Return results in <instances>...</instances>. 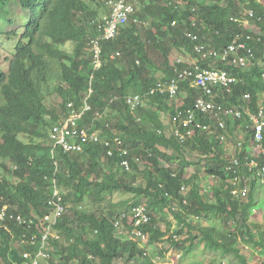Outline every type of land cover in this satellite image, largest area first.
Here are the masks:
<instances>
[{
	"label": "trees",
	"instance_id": "16d2710c",
	"mask_svg": "<svg viewBox=\"0 0 264 264\" xmlns=\"http://www.w3.org/2000/svg\"><path fill=\"white\" fill-rule=\"evenodd\" d=\"M9 1L0 0V6ZM132 1L136 0H129L134 4ZM139 1L138 6L134 4L136 12L129 23L118 30L113 40L101 43V64L93 73L88 103L93 114H106L107 118L91 121L90 113L81 122V126L94 124L102 139L115 135L122 138L128 154L116 153L108 162L103 159L105 148L101 144L81 142V153H69L54 147L49 138L52 127L68 116L67 104L79 108L83 103L92 74L89 41L98 36L94 25L100 14L106 13L105 0H13L12 4L17 3L28 12L29 22L14 53L5 57L4 69L0 67V202L8 205L9 214L42 216L50 212L47 201L53 188L62 193L63 203L69 208L55 227L61 240L50 241L55 259L51 257L48 264H158L155 254L147 248L165 241L182 256L192 254L202 245L208 253L219 257L216 261L202 259L192 264H223L221 259L227 258L248 264L241 247L264 260V232L254 233L250 226L251 213L259 209L258 196L264 189L259 182L261 175L253 171L246 202L234 199L229 184L234 174L224 169L230 159L228 147L220 138L225 132L213 136L198 132L180 143L164 132L161 113L168 109L166 96L149 95L159 81L157 73L161 72L164 80L173 74L169 64L172 50L195 57V45L203 42V36L210 40L211 48L223 49L231 41L232 33L241 31L239 22L230 19L241 18L243 9H251L261 17L257 24L264 34V5L261 0ZM101 9L103 13H99ZM187 31L196 34L198 41L186 37ZM260 40L264 41V37ZM68 43L73 47L70 52L60 49ZM252 46L256 58L261 57L262 45L255 40ZM198 63L202 68L209 66L203 60ZM216 66L239 77L233 93L222 96L228 104L245 108V94H250L255 103L259 93H264L260 66L247 70L224 62ZM177 67L186 68L183 64ZM52 86L61 99L58 110L45 105L46 92ZM188 87V83L182 87L188 92L186 107L197 96ZM131 95L148 96L146 106L139 107L135 114L126 103ZM110 112L115 120L108 117ZM201 121L210 123L207 119ZM226 132L232 133L229 122ZM20 135L26 136L28 142L21 141ZM248 141L247 137L245 143ZM187 152L204 158L205 178L211 180L207 191L198 175H193L188 199L180 193L182 174L189 166ZM125 158L132 163L138 158L147 165L132 174L110 170L115 162ZM238 160L241 166L237 171L246 179L250 173L244 165L249 161L241 156ZM173 163L178 165L177 177L171 175ZM115 193L131 195L132 203L124 201L117 210L118 205L108 202ZM144 199L150 214V222L142 227L146 240L139 243L118 235L113 225L115 219ZM86 205L95 208L88 211ZM165 211L188 230L189 245L179 238L167 237L157 228L155 215ZM211 218H225L234 225L226 227V231L213 226L204 229L202 221ZM8 225L9 230L0 227V264H19L21 253L28 249L20 239L23 234H33L35 228L18 226L14 221Z\"/></svg>",
	"mask_w": 264,
	"mask_h": 264
},
{
	"label": "clouds",
	"instance_id": "9594fccd",
	"mask_svg": "<svg viewBox=\"0 0 264 264\" xmlns=\"http://www.w3.org/2000/svg\"><path fill=\"white\" fill-rule=\"evenodd\" d=\"M253 1L260 2V0H253ZM128 3L131 4L134 9V13L129 17V21H130V18L136 12V8L131 2H129V0H128ZM261 4L264 5L263 0H261ZM106 13H107V10H106ZM256 14H257L256 12L247 8V9H243L241 18L231 17L230 20L239 22L241 31L237 33H232L231 41L223 49L211 48L210 40L206 39L205 36H203L202 38L203 42L195 45V47L197 46L202 47L203 48L202 51L199 53L194 49L193 53L197 55L195 57L188 54L190 57L193 58L194 62L191 64H188L189 66L187 65L185 69L181 70L177 67V64L182 63L181 59L176 58L175 60H172L171 69L173 71V74L169 78H167V80L165 79L166 81L164 79H158L159 80L158 83H156V85L149 91V95L160 94V95L166 96L167 104L169 102V106L171 104L174 105V103H176L177 100L179 99L178 98L179 93L184 91L182 90L184 83H188L189 85L188 88L191 87L196 92L197 96L192 99V102L188 107L185 106V101L188 98V94H187L186 98L181 99L177 106L175 107L170 106L168 111H166V114L161 115V121L164 127V132L166 133L167 136H171V135L174 136L180 143L185 142L187 139H192L193 137L197 135L198 132L206 133L209 136H213L214 133L216 132H219V133L222 131L225 132L224 134L220 135V138L224 142V145L228 147V150L230 152V159L228 160L224 169L226 173L234 174V177L232 180L229 181V184L232 187L231 195L233 196L234 199L238 201H243L248 198L249 191H250L249 185H251V182L253 181V176H252L253 171H256L258 175H261L259 182L261 184H264V182L262 181V173L264 170V93H259V95L256 98L255 103L253 102V99L250 94H245L242 97V102L245 104V108H240L239 106L231 105L232 103L228 104L227 102L223 100L222 96L231 95L233 93V87L237 84L239 77L237 75H234L233 73H231L230 71L226 69L217 67L216 64L218 62H224L228 64L229 66L238 68L239 70H247L251 66L254 67L257 65V66H260V76H261V79L264 80V41L261 42L260 40L262 37H264V35L263 33H259L257 31H251V28L245 22V19H252L256 27H258L257 21H261V17L258 15L256 16ZM194 25H195V22H193V26ZM172 26H174V23L172 24ZM188 33L196 35L192 33L191 31L186 32V34ZM186 37L188 36L186 35ZM197 38L199 39L198 36ZM198 39L194 42H197ZM255 40L258 44L262 45V48H260L261 50H259V52L261 53V57L259 58H256V55L254 52L255 48L252 46V43ZM90 41H89V47H90ZM229 47H231L232 50ZM90 52H91V48H90ZM101 53H102V45H101ZM115 55L111 56V58H113ZM199 60H203L207 62L209 66L207 68H202L198 63ZM183 71H192L197 74L206 72V71L226 72V74L234 80L231 84H229L226 87H218V86L211 85L212 86L211 90L213 92V98L211 101L214 104V112L217 116H220V121L223 123V128H221L220 126H217L216 120L211 118L212 116L209 117L207 114L201 112L199 109L196 108V104L198 100L200 99H203L206 101H210V100H208V98L204 95V93L200 90V88L195 84L194 79L192 77H188L186 79H182L179 81L178 88H177L175 95H171L168 92L167 88L168 86H170L171 81L177 78L178 74ZM95 72L92 71V74H90L89 76V88L85 94V98L83 100L82 105L79 108H75L73 103H68V104H71L72 107L69 108L67 104L69 114L66 118L62 119L60 123L66 120L70 116V114L72 113L77 114L81 112L84 109L85 104H87L90 107V110L86 111L82 115V117H80L76 121V130L78 131L86 130L88 131L89 134L94 133L97 137V141H93V140L85 141L80 138H75L73 141L76 144H79L80 146H81L80 144L81 142H93L95 144L103 145V147L105 148V155L103 156V159L108 160L109 162L111 161V159L114 157L116 153L121 156L128 154V150L123 145L122 138L119 137L118 135H115V137L111 139H102L98 136V132L94 124L90 126H81V122L86 118V116L92 113V110H93L91 105L88 103V98L90 97L92 93L90 86H91V80L94 76L93 73ZM135 96H138L141 99V102L135 108H131V106L127 103V99L129 97H135ZM218 100H222L223 102L219 103ZM147 102H148L147 95H131L126 98V103L130 107V110L132 111V113L134 114H135V111L139 107L146 106ZM227 109H231L234 112H238L239 116L237 115L235 116L233 114L225 115L224 111ZM190 114L192 115V120L190 123L185 125V122L188 120ZM104 117L107 118V115L105 114ZM104 117L98 112L94 114L92 113L91 121H100L101 119L102 121H105ZM198 117H199V120H198ZM202 119L210 120V123L204 124L201 121ZM256 119L258 120V122H256ZM228 122L232 130L231 135H228V133L226 132V125ZM258 123H262V140L260 142H258L255 138V130H256V126L258 125ZM106 127L108 128L109 125L106 124ZM248 132L250 133L249 135H248ZM247 137L249 138V141L246 144L245 140ZM54 147H57V146H54ZM59 148L62 149L61 147ZM247 148L249 151L245 152V149ZM159 149L164 152L162 148H159ZM168 151L171 153L170 150ZM81 152H82V147H81V151L77 153H81ZM239 156H241L242 159H244L245 161L246 160L249 161L247 164L244 165L247 168V170H249V173H250V176L246 179L241 178L240 173H238L239 171H237V170H240L239 168L241 166L238 160ZM124 162L127 163V166L123 164ZM133 162L135 163H132L131 161L125 158L121 162H115L113 164L112 169L110 168V170L114 173L132 174V173H137L143 170V169L140 170L139 167L136 166L138 162H143L146 164L145 161L140 160L138 158H135ZM173 164H176V163H173ZM177 166L178 165L176 164V167L174 169L172 168L173 169V172L171 174L172 177L178 176L179 169H177ZM182 178L184 179L183 176ZM188 179H184V180H188ZM0 180H1V177H0ZM243 190L247 192L245 197H239L238 196L239 194H234V192L243 191ZM186 191L188 193L190 191V188L181 186L180 193L182 194V196H184V192ZM184 197H186V195ZM0 206H5L7 211L9 210V207L6 204L0 203ZM47 206L50 207V212L42 216L33 215L31 217H24L16 213L14 214L7 213V216L5 220L3 221L2 228L5 227L4 229L6 230H9L8 222H13V221L18 226H23L26 228H31V227L35 228V232L33 234L31 235L23 234L27 238H30L31 236H35L36 237L35 245H31L26 240L22 242V240L24 239L23 238L20 239V243L28 247V249H26V251L21 253L22 261L19 264H32L33 260L35 259L37 260V264H42L43 262L48 263L47 261L51 259L52 257V253H51L50 246H49L50 241L51 240H61L60 234L56 231L55 227L58 225L59 220L62 219V217L65 214L68 213L69 206L63 203L62 193L57 188H53L52 196L48 199ZM58 206L62 207V211L57 215ZM139 209L142 210V214L145 217V219L142 216L136 215L137 213L136 210H139ZM165 213L167 212L165 211ZM9 215H13L14 217H20L23 223L18 224L16 222V219L15 218L11 219ZM138 220H140V222L137 224ZM149 222H150V214L147 211V206L144 204H139V205L131 206L129 210L122 212L120 216H118L115 219V222L113 223V225L118 235L120 236L122 235L130 240L141 243L146 240V234H145V231L142 229V227L147 225ZM41 226H42V229H40ZM130 226L133 229L129 230L128 227ZM44 235H46V238H45V241L42 243V237ZM30 247H36V248L30 249ZM40 251L42 254L39 257H36ZM25 254H29V257H25L24 256ZM178 257L181 258L180 255H178Z\"/></svg>",
	"mask_w": 264,
	"mask_h": 264
},
{
	"label": "rangeland",
	"instance_id": "374dc122",
	"mask_svg": "<svg viewBox=\"0 0 264 264\" xmlns=\"http://www.w3.org/2000/svg\"><path fill=\"white\" fill-rule=\"evenodd\" d=\"M136 6L141 3L139 0L132 1ZM13 0H10L7 4L8 5H1V11H0V67L4 69L6 63H5V57H9V55H12L14 53V49L16 44L20 41L21 33L24 31L25 26L29 22V14L27 11L23 10L20 5L17 3L12 4ZM133 4V5H134ZM135 7V5H134ZM103 13V9L99 11V13ZM100 17H103L102 14H100ZM245 22L248 24V26L251 28V31H257L259 33L261 32L260 27H256L254 21L252 19H245ZM13 32H16V36L13 35ZM264 35V34H263ZM72 45L70 43L66 44L64 47H60V49H64L68 52L72 50ZM174 58H179V56L182 57L184 61L191 62L192 59L189 55H186L183 52H177L174 51L173 53ZM172 57V60H175ZM189 66V65H188ZM47 94V100L45 101V105L48 108H55L59 109L60 104V97L58 96V93L55 91V89L50 88L46 92ZM113 112H110L108 114L109 118L116 119L113 116ZM168 134V133H167ZM19 139L24 142H28V138L24 135H20ZM170 154V152H167ZM186 159L189 162V166L185 169L182 176L184 179H188V183H184V179H181V186L190 188L193 184V175H198V177L201 179V185L204 190L210 191L211 188V180L206 177L205 172V162L204 158L200 156L198 153H192L187 152L186 153ZM144 165H146L143 162H138L136 166L139 167L140 170L143 169ZM174 169L176 167V164L171 165ZM0 174H3L1 172ZM250 189V185H249ZM250 192V191H249ZM184 192V196L186 195V198L190 196V191L187 193ZM263 196V197H262ZM261 197L258 200V208L253 213H251L250 217V226L254 233L258 232H264V189L261 191L258 198ZM124 201H129L131 203L133 201V197L129 194H119L115 193L112 197L108 199V202L112 204H116L117 210L121 209V203ZM247 199L243 200V202H246ZM1 203V202H0ZM141 204L148 205V202L146 199L142 200ZM85 208L88 211H93L95 207H92L90 205H86ZM155 219L158 222L157 228L161 229L162 232H164L168 237H174L179 238L180 240H183L186 242V245H189L190 242L186 240L188 230L185 227L180 226L177 224V222L171 217L168 213H163V215L158 214L155 215ZM234 225L233 222H227V219L225 218H211L209 220H203L202 221V227L205 229L208 226H213L218 229H222L223 231H226V227L230 228ZM195 243V242H194ZM148 252L155 254V260L159 261L158 264H192L196 260H207L208 262L216 261L219 257L211 255L206 251V249L202 248V245L194 250V252L188 256H182L180 254L181 252L178 250H175L170 247V244L165 241L161 244H158L157 246L153 248H147ZM241 251L244 254V257L247 259L248 264H264V260H261L255 253H253L250 249L241 247ZM178 255L181 256L178 257ZM55 259L54 257H52ZM163 258L162 260H160ZM221 262L223 264H239L236 261H234L231 258L227 259H221ZM53 263H55V260H53ZM42 264H48V263H42Z\"/></svg>",
	"mask_w": 264,
	"mask_h": 264
},
{
	"label": "built area",
	"instance_id": "2783aa9c",
	"mask_svg": "<svg viewBox=\"0 0 264 264\" xmlns=\"http://www.w3.org/2000/svg\"><path fill=\"white\" fill-rule=\"evenodd\" d=\"M104 7L107 10V13L97 21L95 24L98 36L91 39L90 41V48L92 53V62H91V69L93 72L97 71L100 68L101 64V43L103 41H109L115 38L117 35L118 29L125 24L128 23L129 17L134 13V9L131 4L128 3V0H105ZM192 41H196L198 38L196 35L191 33L186 34ZM231 50L232 48L229 47ZM202 47L197 46L195 50L197 52L202 51ZM188 77H192L194 79L195 84L200 88V90L204 93V95L210 101H206L200 99L197 101L196 108L199 109L201 112L207 114L209 117L216 120L217 126L223 128V123L220 121V116H217L214 112V104L212 103L213 92L211 90V85L218 86V87H226L231 84L234 80L230 78L226 72H211L206 71L202 73H194L192 71H183L178 74L177 78L171 81L170 86H168V92L171 95H175L179 81L182 79H186ZM141 99L138 96L129 97L127 99V103L131 106V108H135ZM68 107L71 108L72 105L68 104ZM90 107L85 104L84 109L75 114L72 113L70 116L64 120L62 123L55 125L50 133V139L53 141L54 146L61 147L65 152H80L81 146L76 144L73 140L75 138H80L83 140H93L97 141V137L94 133L89 134L86 130H76V121L82 117V115L89 111ZM225 115H237L239 116L238 112H234L231 109H227L224 111ZM192 120V115H189L188 120L185 122V125L190 123ZM256 122L258 120L256 119ZM255 138L258 142L262 140V123H258L255 130ZM127 166V163H123ZM262 181L264 182V170L262 173ZM234 194H239V197H245L247 192L245 190L234 192ZM56 195V193H55ZM62 211V207H57V215ZM137 216H142L144 219L145 217L142 214V210H136ZM7 216V209L5 206H0V227L3 226V221ZM11 219H16L18 224H22L23 221L20 217H14L13 215H9ZM140 220L137 221V224ZM5 228V227H4ZM24 240L29 242L31 245H35L36 237L31 236L30 238L22 236ZM46 235L42 237V243L45 241ZM41 251L37 254L36 257L41 255ZM25 257H29V254H25ZM32 264H37V260H33Z\"/></svg>",
	"mask_w": 264,
	"mask_h": 264
},
{
	"label": "crops",
	"instance_id": "0c3cea01",
	"mask_svg": "<svg viewBox=\"0 0 264 264\" xmlns=\"http://www.w3.org/2000/svg\"><path fill=\"white\" fill-rule=\"evenodd\" d=\"M174 51H177V52H183L182 50H172V54H171V56H170V58H169L170 67H172L171 64H172V57L174 58V55H173ZM183 53H184V52H183ZM186 55H188V54H186ZM179 58H180L181 61H182L181 64H183V65H185V66H187L188 64H191V63L194 62V60H193L192 57H191V59H192L191 62L184 61V60L182 59L181 56H179ZM174 59H176V58H174ZM156 76L158 77V79H162V73H161V72H160V73H157ZM190 88H191V87H190ZM190 88H189V89H190ZM184 91H185V92H184ZM184 91L179 93V95H178V98H179V99L177 100V102L174 103V105L171 104L170 106L175 107V106H177V105L179 104V102H180L181 99H185V98H186L188 92H187L186 90H184ZM170 106H169V102H168V104H167L166 107H168V109H169ZM168 109H167L166 111H168ZM165 114H166V113H161V115H165Z\"/></svg>",
	"mask_w": 264,
	"mask_h": 264
},
{
	"label": "bare ground",
	"instance_id": "6f19581e",
	"mask_svg": "<svg viewBox=\"0 0 264 264\" xmlns=\"http://www.w3.org/2000/svg\"><path fill=\"white\" fill-rule=\"evenodd\" d=\"M126 25V24H125Z\"/></svg>",
	"mask_w": 264,
	"mask_h": 264
}]
</instances>
